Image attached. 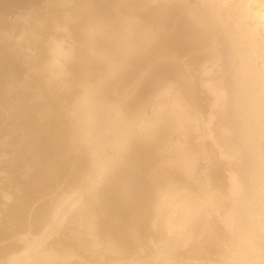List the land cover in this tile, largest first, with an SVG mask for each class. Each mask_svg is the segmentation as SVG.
Returning a JSON list of instances; mask_svg holds the SVG:
<instances>
[{
  "label": "rangeland",
  "instance_id": "rangeland-1",
  "mask_svg": "<svg viewBox=\"0 0 264 264\" xmlns=\"http://www.w3.org/2000/svg\"><path fill=\"white\" fill-rule=\"evenodd\" d=\"M261 2L0 0V264H264Z\"/></svg>",
  "mask_w": 264,
  "mask_h": 264
},
{
  "label": "bare ground",
  "instance_id": "bare-ground-1",
  "mask_svg": "<svg viewBox=\"0 0 264 264\" xmlns=\"http://www.w3.org/2000/svg\"><path fill=\"white\" fill-rule=\"evenodd\" d=\"M257 14L259 15V18H262V20H264V0H262V2H261V7H260V9L257 11ZM54 47H55V46H54ZM53 49H54V48H53ZM55 49H56V51L58 52L57 55L60 54V52H61L60 48H59V47H58V48L55 47ZM53 51H54V50H53ZM62 53H63V52H62ZM60 55H61V54H60ZM58 56H59V55H58ZM83 134H84V133H83ZM83 136H84V135H83ZM80 141H81V140H80ZM80 141H79V142H80ZM81 142H82V141H81ZM83 143H84V142H83ZM110 149H111V148H110ZM112 153H113V152H112ZM88 177H91V175H88ZM88 177H87V179H89ZM90 179H91V178H90ZM87 182H88V181H87ZM91 182L94 183L95 181L92 180ZM91 182H90V183H91ZM90 183H89V185H90ZM95 183H96V182H95ZM67 201H69V200H67ZM60 202H62V200H61ZM60 202H59V203H60ZM72 202H75V201H72ZM66 203H67V202H66ZM61 204H62V203H61ZM70 204H73V203L70 202ZM180 204H181V203H178V205H179L178 207H181ZM58 206H61V205L58 204L57 207H56V208H57L56 210H57V211H58V210L60 211V210H61V207H59V209H58ZM184 220H186V218H184V217H183V218H181V217L179 218L176 214L173 216V222H174L175 224H177V225H178V224H182ZM33 243L35 244V247L33 246V245H34ZM28 247H30V249H29ZM28 247H27L28 251H30V250L37 251V250H36V248H37V247H36V241H34V242L32 241L31 243H28ZM37 252H39V251H37ZM40 254H41V253H40ZM45 258H46V257H45ZM26 260L28 261V259H26Z\"/></svg>",
  "mask_w": 264,
  "mask_h": 264
}]
</instances>
